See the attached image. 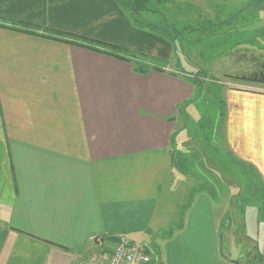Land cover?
<instances>
[{
	"label": "crops",
	"instance_id": "0c3cea01",
	"mask_svg": "<svg viewBox=\"0 0 264 264\" xmlns=\"http://www.w3.org/2000/svg\"><path fill=\"white\" fill-rule=\"evenodd\" d=\"M46 28L172 54L169 39L134 26L116 0H0V264H105L121 234L137 236L127 238L151 264H234L218 254L222 215L204 198L171 237L141 239L168 220L163 198L181 177L172 152L175 140L185 147L177 130L194 85L168 65L140 73ZM224 100V144L264 186V89L229 88Z\"/></svg>",
	"mask_w": 264,
	"mask_h": 264
},
{
	"label": "rangeland",
	"instance_id": "374dc122",
	"mask_svg": "<svg viewBox=\"0 0 264 264\" xmlns=\"http://www.w3.org/2000/svg\"><path fill=\"white\" fill-rule=\"evenodd\" d=\"M208 1H150L148 10L156 14L141 13L168 34L171 59L162 64L186 79L203 75L200 72L206 75L201 83H192L195 94L182 111H186V127L177 130L187 138L185 147L175 140L181 177L171 180L169 196L163 198L168 220L163 221L161 231H149L141 239L159 244L171 237L193 202L204 198L215 216H223L216 218L220 258L234 264H264L263 182L250 164L225 146L222 126L226 89H264V84L238 78L264 73V0L259 4ZM196 210L198 214L199 207ZM245 234L253 237L260 251L251 250L252 239L247 240ZM136 237L130 239L137 241Z\"/></svg>",
	"mask_w": 264,
	"mask_h": 264
},
{
	"label": "trees",
	"instance_id": "16d2710c",
	"mask_svg": "<svg viewBox=\"0 0 264 264\" xmlns=\"http://www.w3.org/2000/svg\"><path fill=\"white\" fill-rule=\"evenodd\" d=\"M150 1L168 2L170 0H116L120 8L131 17V19L133 20L134 26L147 29L150 32H153L154 34L162 36V37L168 36L167 32L164 31L163 28L153 23L147 22L141 16L142 12L148 11L149 8L147 7V5ZM262 1L263 0H252V2L255 4H259ZM46 31L50 34H53L54 35L53 37L55 38L66 39L68 42L73 43L75 45L85 47V48H88V49H91L97 52H102L104 54L120 58L122 60L132 61L134 64V70L140 73H146L150 69L161 70L162 67L166 66L162 64L161 62L164 59H161L158 57L136 53L134 51L115 47L107 43L86 39V38L72 35V34L57 32V31L47 29V28H46ZM200 74H203V75H196V76H193V79L189 77L187 79L193 84L195 82L199 84L201 83L200 80H203L206 76L204 75L205 74L204 72H200ZM238 78L243 79L245 81L259 82L261 84H264V73H258L256 74V76L254 75L249 76V77L241 76ZM224 106H225V103H224ZM223 114L221 113V115L224 117ZM222 126H223V122H222ZM205 136H206L205 138H209L208 135H205ZM172 159L174 161L176 168L179 169L180 168L178 166L179 162L177 163L178 158L176 159V153H174V151L172 152ZM253 172H254V169H253Z\"/></svg>",
	"mask_w": 264,
	"mask_h": 264
},
{
	"label": "built area",
	"instance_id": "2783aa9c",
	"mask_svg": "<svg viewBox=\"0 0 264 264\" xmlns=\"http://www.w3.org/2000/svg\"><path fill=\"white\" fill-rule=\"evenodd\" d=\"M90 240L95 243L103 242L102 238L96 235H92ZM154 259L145 245L119 235L115 238L105 264H151Z\"/></svg>",
	"mask_w": 264,
	"mask_h": 264
}]
</instances>
